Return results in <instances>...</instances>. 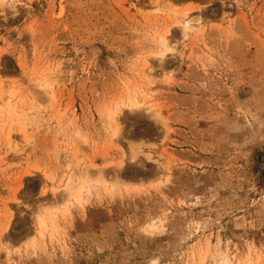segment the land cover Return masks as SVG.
I'll return each instance as SVG.
<instances>
[{"label": "rangeland", "instance_id": "1", "mask_svg": "<svg viewBox=\"0 0 264 264\" xmlns=\"http://www.w3.org/2000/svg\"><path fill=\"white\" fill-rule=\"evenodd\" d=\"M223 258L264 264V0H0V264Z\"/></svg>", "mask_w": 264, "mask_h": 264}, {"label": "bare ground", "instance_id": "2", "mask_svg": "<svg viewBox=\"0 0 264 264\" xmlns=\"http://www.w3.org/2000/svg\"><path fill=\"white\" fill-rule=\"evenodd\" d=\"M199 22H200L199 19L191 18V17L187 16V14H185L176 23V25H177L176 27H178L181 35L183 37H186L188 32H190V31H192L194 29L193 25H199ZM166 33H168V31ZM159 45H160V50H159V52L157 54V59L161 63L167 56L173 55L175 53V48L169 45L167 36H163V37L160 38ZM127 106L129 108H132V107H137L139 105H137V102L128 99ZM150 112L153 113L155 116H157V113H156L155 110H151ZM118 114H119V109L118 108H115V110L111 112V114L109 115V119L111 120L112 123L116 122ZM117 132H118V130L114 129V132H113L114 133V137L117 136L116 135ZM139 147L140 146L138 144L129 147L130 151H131V157H134L136 154L139 153V151H138ZM86 175L85 174L83 175L84 178H86ZM87 176H88L87 179L90 180L89 174ZM87 179L80 180L79 183H75L74 184L73 180L71 178H69L67 183H66V185H65V188H64L65 197L61 198L62 200L60 199L62 204H65V203L70 202V201L79 202V200L81 198L82 191L86 187V183L90 184V181H88ZM95 182H96V180H95ZM61 202H60V204H61ZM57 211H58V209L56 207L53 210L46 209L43 212L39 213V215L36 218V224H37L36 233H37V235L42 236L47 230H49V229L53 230V228H54V220L56 218ZM149 229L154 230L151 226L149 227ZM218 264H231V263L227 259L223 258V259L220 260V262Z\"/></svg>", "mask_w": 264, "mask_h": 264}]
</instances>
